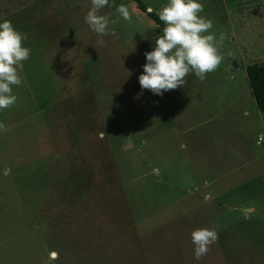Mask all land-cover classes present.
Instances as JSON below:
<instances>
[{"label": "rangeland", "instance_id": "obj_1", "mask_svg": "<svg viewBox=\"0 0 264 264\" xmlns=\"http://www.w3.org/2000/svg\"><path fill=\"white\" fill-rule=\"evenodd\" d=\"M200 2L225 59L157 95L138 78L163 27L135 0L100 10L102 46L91 0H0L31 49L0 110V264H264V113L245 72L264 62V0ZM198 227L218 233L200 260Z\"/></svg>", "mask_w": 264, "mask_h": 264}, {"label": "clouds", "instance_id": "obj_2", "mask_svg": "<svg viewBox=\"0 0 264 264\" xmlns=\"http://www.w3.org/2000/svg\"><path fill=\"white\" fill-rule=\"evenodd\" d=\"M107 6L109 0H91V7L84 18L89 28L101 37L98 40L101 46L104 44L102 37L116 35L115 30H109V17L100 14V10ZM116 11L124 20H131L126 5L116 6ZM203 11L204 6L200 0H167V3L156 10L164 26L162 34L155 38L153 49L145 52L147 62L138 78L142 89L163 95L166 91L184 86L186 77L191 73L203 81L208 73L218 68L225 59L221 52L224 34L221 33L217 38L211 31L212 20L201 15ZM25 40V33L18 31L10 20L0 18V110L11 108L17 102L13 86L22 85L23 62L31 55V49L24 46ZM7 130V126L0 122V131ZM260 142L258 140L257 144ZM181 147L185 145L182 144ZM217 239L218 233L214 228L193 229L191 240L194 258L200 260L205 256ZM58 258L59 253L51 250L46 264H51Z\"/></svg>", "mask_w": 264, "mask_h": 264}, {"label": "trees", "instance_id": "obj_3", "mask_svg": "<svg viewBox=\"0 0 264 264\" xmlns=\"http://www.w3.org/2000/svg\"><path fill=\"white\" fill-rule=\"evenodd\" d=\"M135 2L137 7L144 12L147 17L153 20L157 25L163 27V22L159 20L155 11H147V7L142 0H135ZM245 72L256 107L259 111L264 113V62L247 65L245 67Z\"/></svg>", "mask_w": 264, "mask_h": 264}, {"label": "built area", "instance_id": "obj_4", "mask_svg": "<svg viewBox=\"0 0 264 264\" xmlns=\"http://www.w3.org/2000/svg\"><path fill=\"white\" fill-rule=\"evenodd\" d=\"M261 138H262V137H261V136H259V137H258V140H260V141H261V140H262Z\"/></svg>", "mask_w": 264, "mask_h": 264}, {"label": "crops", "instance_id": "obj_5", "mask_svg": "<svg viewBox=\"0 0 264 264\" xmlns=\"http://www.w3.org/2000/svg\"><path fill=\"white\" fill-rule=\"evenodd\" d=\"M260 135V134H259ZM262 141V140H261Z\"/></svg>", "mask_w": 264, "mask_h": 264}, {"label": "water", "instance_id": "obj_6", "mask_svg": "<svg viewBox=\"0 0 264 264\" xmlns=\"http://www.w3.org/2000/svg\"><path fill=\"white\" fill-rule=\"evenodd\" d=\"M148 11V10H147Z\"/></svg>", "mask_w": 264, "mask_h": 264}]
</instances>
